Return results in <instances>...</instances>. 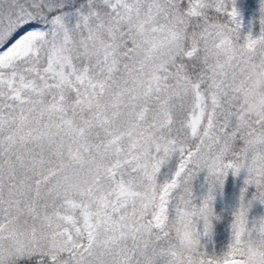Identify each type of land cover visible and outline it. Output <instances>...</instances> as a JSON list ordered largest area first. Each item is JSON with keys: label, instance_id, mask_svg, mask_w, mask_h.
Segmentation results:
<instances>
[{"label": "snow or ice", "instance_id": "snow-or-ice-1", "mask_svg": "<svg viewBox=\"0 0 264 264\" xmlns=\"http://www.w3.org/2000/svg\"><path fill=\"white\" fill-rule=\"evenodd\" d=\"M0 264H264V0H0Z\"/></svg>", "mask_w": 264, "mask_h": 264}]
</instances>
